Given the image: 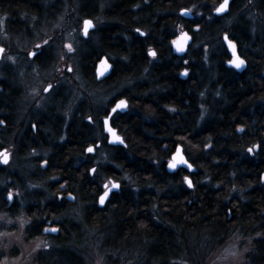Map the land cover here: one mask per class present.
Returning <instances> with one entry per match:
<instances>
[{"label": "trees", "instance_id": "16d2710c", "mask_svg": "<svg viewBox=\"0 0 264 264\" xmlns=\"http://www.w3.org/2000/svg\"><path fill=\"white\" fill-rule=\"evenodd\" d=\"M220 1L81 0L80 17L95 19L99 14L107 26L99 31L98 46L83 52L80 72L91 87H104L107 94L128 84L100 106L103 110L96 116H105L115 100H127V112L111 119L125 146L109 147L105 137L93 138L85 104L78 106L79 115L69 120L65 167L51 168L46 178L65 179L66 192L90 206L82 210L80 224L69 222L72 230L62 237H72L57 242L79 243L81 225L88 231H107L103 248L139 250L131 253L143 255L142 264L178 259H197L199 264L237 235L251 240L246 263L264 264V34L253 36L243 21L247 0H232L228 13L217 18L212 11ZM258 1L254 13L264 22V0ZM43 8L45 0H0V19L12 33L26 34V19L39 18ZM181 9H190L193 18L179 17ZM227 18L237 19L223 29L221 21ZM136 29L145 35H135ZM180 30L193 38L183 58L172 55L169 47ZM223 34L246 61L240 75L225 66L229 55ZM101 56L113 70L97 82L94 69ZM183 70L185 79L180 76ZM10 88L0 80V100L13 98ZM6 91L11 93L5 96ZM93 111L91 106L87 113L94 117ZM97 126L101 132L99 121ZM177 145L195 168L192 188L185 185L184 171L170 174L165 169ZM253 145L258 151L250 156L247 150ZM89 146L94 153L110 151L103 169L93 166L92 175V157L85 151ZM108 180L119 182V191L102 208L91 207ZM55 252L59 263L54 264H77L80 259L72 247Z\"/></svg>", "mask_w": 264, "mask_h": 264}, {"label": "rangeland", "instance_id": "374dc122", "mask_svg": "<svg viewBox=\"0 0 264 264\" xmlns=\"http://www.w3.org/2000/svg\"><path fill=\"white\" fill-rule=\"evenodd\" d=\"M247 1L249 2V6H243L242 19L243 21L247 20L249 32L253 36L262 38L264 34V22L260 21L257 14L254 13L259 1ZM80 2L81 0H45L43 14L39 18L30 17L26 19L22 28V30L27 32L26 34L20 30L17 33H12V31L6 28L5 19H0V46H3L5 51L0 60V80H6L13 88H20V98L25 99L29 96L39 98V95H42L41 91L48 84V81L58 76V80L63 87L62 92L65 96L67 95L66 106L68 107L69 117H71L73 109L77 108L78 105L82 104L84 106L85 104L84 109L86 112L84 118L85 122L89 123L87 120L89 118L92 122L90 124V132H92L93 138L103 139L104 134L102 131H98L97 126L101 117H96L98 112L103 110L100 106L102 107L103 104L110 101L115 94H119L117 92H122L124 88L129 87H127L128 84L120 85L115 91L113 90L112 93L107 94L104 87L93 88L82 76L80 72L81 56L87 46L88 48L98 46L99 31L107 26V22L98 14L95 19H91L93 21V29L88 32L87 38L83 39L81 27L84 18L79 15ZM99 10L101 11L102 7H99ZM47 14L50 16L46 19ZM235 19L227 18L222 20L221 23L224 26H221V28L227 29V27H230L235 22ZM25 35L26 37H24ZM38 44L41 45L39 49L36 48ZM65 44H71L73 51L69 52ZM244 48L247 49V47ZM35 50H41L48 54L50 60L47 62L49 63L37 67L38 65L35 62H29L27 54ZM9 57L12 59H9ZM14 68L18 74L14 73V75L11 72L6 76L2 74L3 71H11L10 69L14 70ZM19 68L20 71H18ZM57 68L58 73H56ZM69 68L72 71H69ZM61 74L62 76H60ZM103 93L104 95H101ZM48 97H50L49 94ZM38 100L40 101L41 99L39 98ZM89 105L94 110V117L87 113L90 111ZM108 153L110 151L103 150L90 155L92 157L90 161L91 168L95 170L93 166L99 165L103 169ZM185 173V177H190L191 174ZM71 211L74 221L80 224L81 217L83 216L82 210L75 204L71 208ZM108 211L109 208L107 209ZM2 223L7 226L10 224V221L6 216L0 215V224ZM24 226L25 224L20 220L19 229H16L11 234L2 232L5 230H2L0 226V255L3 258L0 264H30L32 253L39 250L43 240L31 239L30 242L26 240ZM80 227L77 230L79 243L75 244V241L72 243L78 246L76 249L79 252L80 258L83 259V264H114L110 262L114 260L116 261L115 264H142L144 260L143 255L140 258L133 255V253L140 252L139 250H128V252L117 250L115 252L114 249L103 248L102 243L106 238L107 231L104 232L97 229L88 231L85 227L81 225ZM250 244V239H244L237 235L232 236L222 247L212 251L203 260L205 262L199 264H247L246 254L249 252ZM171 264L174 263L171 262ZM175 264L191 263H188L186 259H180Z\"/></svg>", "mask_w": 264, "mask_h": 264}, {"label": "flooded vegetation", "instance_id": "af4514ba", "mask_svg": "<svg viewBox=\"0 0 264 264\" xmlns=\"http://www.w3.org/2000/svg\"><path fill=\"white\" fill-rule=\"evenodd\" d=\"M141 32L135 30L134 34L143 37L145 33L142 32L144 34L141 35ZM31 52L36 55L30 57L28 53L27 59L29 62H35L37 67L49 63L47 61L50 59L45 52L41 50ZM10 70L9 73L18 74L15 68ZM56 73H58V68ZM49 85H52V88L45 92L44 89ZM10 89H14L13 98L7 99L6 97L0 100V121L4 122L0 124V152L6 150L9 153L8 164L0 163V215L6 216L10 221L7 226L4 223L0 224L2 230H5L1 231L8 234L14 233L16 229H19L21 220L25 224L23 228L26 240L29 242L31 239L43 240L39 250L32 253L30 264L59 263V260L54 259L53 256L57 255L55 251L61 247L71 246L79 255L76 243L63 244L61 242L63 244L61 246V243L57 242V240H66L68 237H72H62L63 234L70 233L72 230V227L68 226L69 222L75 223L71 215L73 214L71 208L75 204L80 210L90 206L76 201L75 198L72 201L68 199L70 194L66 192L67 182L65 179L46 178V172L51 168L58 170L65 167L70 120L66 106L67 95L65 96L62 92L63 87L58 76L45 85L41 91L42 95H39L40 101L39 98L32 96L25 99L20 98L21 93L18 87ZM10 93L11 91H6L5 96ZM78 106L73 109L71 116L79 115ZM110 108L111 106L108 111ZM101 120L99 122L102 127ZM88 121L90 124L92 123L90 120ZM93 153L94 151L87 154L92 155ZM92 174L90 173V175ZM110 181L112 180L102 183L103 191L104 184L110 186ZM10 191L12 193L11 200L8 198ZM98 197L91 207H99ZM52 228H56L57 231L55 233L48 232ZM80 228L78 226V229ZM2 260L0 255V263ZM177 261L179 259L171 262L175 264ZM186 261L191 264L197 263V259ZM110 262L115 264L116 261ZM201 262L205 261H199V263ZM77 264H83V259H77Z\"/></svg>", "mask_w": 264, "mask_h": 264}, {"label": "water", "instance_id": "95a60500", "mask_svg": "<svg viewBox=\"0 0 264 264\" xmlns=\"http://www.w3.org/2000/svg\"><path fill=\"white\" fill-rule=\"evenodd\" d=\"M222 2H223V0H221V1L215 6V8L218 7L219 4L222 3ZM231 2H232V0H229L228 7H227V9H226L223 13H219V14L216 13V12H215V8H214V9H213V12H212L213 15L216 16V17H222V16L226 15V14L228 13L229 6H230ZM182 10H187V9H181V10L178 12V13H179V16H180L182 19H184V20H191V19L193 18V15H192L191 12H187V14H182ZM84 20H91V19L86 18V19H84ZM84 20H83V21H84ZM83 21H82V27H81V29L83 28ZM91 21H92V20H91ZM92 24H93V23H92ZM92 29H93V27L90 28V29L88 30V32L91 31ZM182 33H187L189 39H188L187 42L184 44V51H183V52H177V51H176V47L172 44V41L175 40V39H177L178 37H180ZM81 35H82V37H84V38L86 37V36L83 34L82 31H81ZM225 35H227V34H224V35L222 36V43H223V45H224V47H225V49H226V51H227V53H228V55H229V60H228V61H230V60H233L234 57H233L232 49L229 48L228 43H227V41H226L225 38H224ZM227 37H228V35H227ZM192 40H193V38H192L191 34L188 33L186 30H182V31H180L179 33H177V35H176L173 39H171L170 42H169V47H170V49H171V53H172V55H174V56H176V57H179V58H182V57L186 54V52H187V50H188V47L192 44ZM228 40H231V39L228 37ZM231 41H232L233 44L235 45L236 55H238L240 59L244 60V59L239 55V53H238V48H237L236 43H235L233 40H231ZM0 48H3V50H4V47H3V46H0ZM3 53H4V51H3V52H0V60H1V58H2ZM149 56H150V55H149ZM101 61H105V62H106V65H107L106 68H105V64H102ZM228 61L225 63V66H226L227 68H229V69L234 70L237 74H242V73L244 72V70L246 69V62H245V60H244L245 63H244L240 68H236L233 64H229ZM112 70H113V64H112L111 62H109L108 59H107L105 56L100 57V59L97 61L96 65H95V69H94V78H95V80H96L97 82H101V81H103V80H106L107 78H109V76H110ZM185 72H186V71L183 70L181 73H185ZM180 76H181L182 79H185L186 74H184V75L180 74ZM120 100H124V101L126 102V107L123 108V109H117L115 112H113L112 109L115 108L117 102L120 101ZM126 111H127V101H126L125 98H120V99L115 100V101L113 102V104H112L110 110L108 111L107 115H106L105 117H103L102 120H101V123H102V131H103V134H104L105 137H106V143H107V145L110 146V147H124V146H125V143H124V141H123V143H119L118 141H116V142H113V141H112V137H111L110 133H109V132L106 130V128H105L104 121H105V119H107V120H108V127L114 129L116 135H118V136L123 140L122 136L119 135L118 132H117V130L112 126V124H111V118H112L116 113H118V114H125ZM87 120H89V119H87ZM95 146H96V147H99V143H97ZM89 147H92V148H93V151H94V146H89ZM89 147H88V148H89ZM177 147L180 148V150H181V154L184 156L185 160L187 161V159H186V157H185V155H184V153H183V148H182V146H181V145H177V146L175 147V149H174L172 155L170 156V159L166 162V165H165V169H166V171H167L168 173H170V174L176 173V172H178L179 170H183V171L187 172L188 174H192V173H194V172H195V168L192 166L191 169H189L188 166H187V164H190V163H189L188 161H187V164H178V165L176 166L175 169H170V168L168 167V163H169V161L172 159L173 154L176 152ZM88 148H87V149H88ZM87 149L85 150L86 153H90V154H91V153L93 152V151H92V152H88ZM257 150H258V147L254 148L253 151H252L251 153L248 152V150H247V152L250 154V156H252L254 152H257ZM92 171H93V169L90 170V173H91V174H92ZM262 177H264V173L261 175V183H262V185H263V188H262V189H263V194H264V178H262ZM188 178H189V180L191 181V178H190L189 176H188ZM112 183L117 184L118 187H116V188H112V187H111V184H112ZM185 183H186V182H185ZM105 185H106V184H104V186H105ZM186 185L188 186L187 183H186ZM119 188H120V184H119V182L110 181V186H108V196L105 198V202H104L103 204H101V203L99 202V198H100V196H101V195L104 193V191H105V187H104V191H103V192L99 195V197H98V206H99L100 208H102V207L105 205L106 201L109 199V197H110L113 193H116V192L119 190ZM188 188H192V187H189V186H188ZM68 199L72 201V200H73V196H72V195H69ZM48 232L55 233V231H50V230H49ZM48 232H47V233H48Z\"/></svg>", "mask_w": 264, "mask_h": 264}, {"label": "snow or ice", "instance_id": "6c2138e0", "mask_svg": "<svg viewBox=\"0 0 264 264\" xmlns=\"http://www.w3.org/2000/svg\"><path fill=\"white\" fill-rule=\"evenodd\" d=\"M228 3H229V0H223V2L220 3L218 7L215 8V12L218 13V14L219 13H223L227 9ZM190 11H191L190 9L182 10V14H187V12H190ZM92 27H93V24H92L91 20H84L83 21V28L81 29V31L83 32V34L85 36H87L88 35V30L90 28H92ZM198 27L199 26L197 25V28ZM136 31L140 32V29H136ZM140 34L143 35L144 33L141 32ZM224 38L227 41L229 48L232 49L233 57H234V59L228 61V63L229 64H233L236 68H240L245 63L244 60L240 59L239 56L236 55L235 45L233 44V42L231 40H228L227 35H225ZM188 39H189V37H188L187 33H182L180 37H178L177 39L172 41V44L176 47V51L177 52H183L184 51V44L187 42ZM45 43H47V41H45ZM40 47H41V45H39V44L36 45L37 49H39ZM65 47L68 49L69 52L73 51V48H72L71 44H65ZM3 51H4L3 48H0V52H3ZM28 55L31 57V56L36 55V53L29 52ZM148 55L155 56L156 53L152 49H149L148 50ZM9 59H12V58L9 57ZM101 63L105 64V68L107 67L105 61H101ZM68 70L72 71L71 68H69ZM181 74L184 75V74H186V72L185 73H181ZM50 88H52V85H49L48 87H46L44 89V91L48 92ZM125 107H126V102L124 100H120V101L117 102L115 108H113L112 111L115 112L117 109H123ZM3 123H4L3 121H0V124H3ZM104 124H105L106 130L110 133V135L112 137V141L113 142L118 141L119 143H123V140L118 135H116L115 130L110 128V127H108V120L107 119H105ZM237 130L240 131L242 129H237ZM205 147H208V145H205ZM256 147H257V145H253L252 148L248 149V152L251 153L253 151V149L256 148ZM87 151L88 152H92L93 148L89 147L87 149ZM8 162H9V153L6 150L3 151V152H0V163L8 164ZM178 164H187V161L185 160L184 156L181 154V150H180L179 147H177L176 152L173 154L172 159L169 161L168 167L170 169H175ZM187 166H188L189 169H191V167H192L191 164H187ZM262 178H264V177H262ZM184 179H185V182L188 184V186L192 187V183L189 180V178L185 177ZM104 187H105V191L99 198V202L101 204H103L105 202V198L108 196V185L106 184ZM111 187L112 188H116V187H118V185L115 184V183H112ZM8 198L10 200L12 199L11 191L8 193ZM46 230H48V229H46ZM51 231H57V229L56 228H52Z\"/></svg>", "mask_w": 264, "mask_h": 264}]
</instances>
